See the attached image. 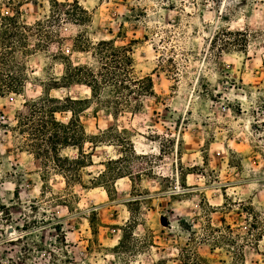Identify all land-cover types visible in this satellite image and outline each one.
Returning <instances> with one entry per match:
<instances>
[{
  "label": "rangeland",
  "instance_id": "374dc122",
  "mask_svg": "<svg viewBox=\"0 0 264 264\" xmlns=\"http://www.w3.org/2000/svg\"><path fill=\"white\" fill-rule=\"evenodd\" d=\"M80 2L89 37L133 46L154 95L116 112L64 87L72 66L97 67L74 48L84 28L11 37L2 16L31 27L49 2L0 0V264H264V0ZM48 96L89 100L66 103L90 140L64 151L84 162L70 171L23 127Z\"/></svg>",
  "mask_w": 264,
  "mask_h": 264
},
{
  "label": "trees",
  "instance_id": "16d2710c",
  "mask_svg": "<svg viewBox=\"0 0 264 264\" xmlns=\"http://www.w3.org/2000/svg\"><path fill=\"white\" fill-rule=\"evenodd\" d=\"M48 2L49 14L44 20L37 21L31 27L23 24L16 15L2 16L4 21H9L5 26L7 35L11 37L19 35L25 41L35 35L38 44L43 46L46 38L53 35L51 30H47L49 27H60L62 24L83 27L84 29L74 40V48L80 52L91 53L97 61V67L88 64L72 66L69 73L62 78L63 86L66 88L73 85L88 86L91 98L110 102L115 105L116 112L125 110L140 112L144 104L143 98L154 95V89L151 77L141 76L137 70L133 58V46L118 45L113 39L92 40L87 28L93 22V12L80 0H48ZM9 54L1 52L0 58L6 59ZM56 84L58 83L55 82ZM23 86L18 88L9 85L1 89L3 92L17 93L21 92ZM103 92H113V95L103 97ZM40 100L44 104L32 110L23 126L33 141L30 144L31 149L34 148L37 155H45L48 160H53L59 171H70V166L83 164V161L71 160L64 154L69 148H77L83 155L84 145L90 141L80 120L79 108H70L66 103L70 102L77 106L89 100L69 97L63 101L49 96ZM60 110L72 112L68 124H64L56 117V113ZM91 142L93 143L92 140Z\"/></svg>",
  "mask_w": 264,
  "mask_h": 264
},
{
  "label": "water",
  "instance_id": "95a60500",
  "mask_svg": "<svg viewBox=\"0 0 264 264\" xmlns=\"http://www.w3.org/2000/svg\"><path fill=\"white\" fill-rule=\"evenodd\" d=\"M162 223L165 224V225H167L168 220H167L166 218H163V219H162Z\"/></svg>",
  "mask_w": 264,
  "mask_h": 264
},
{
  "label": "bare ground",
  "instance_id": "6f19581e",
  "mask_svg": "<svg viewBox=\"0 0 264 264\" xmlns=\"http://www.w3.org/2000/svg\"><path fill=\"white\" fill-rule=\"evenodd\" d=\"M84 87L87 88V89H89L88 86H85V85H84Z\"/></svg>",
  "mask_w": 264,
  "mask_h": 264
},
{
  "label": "crops",
  "instance_id": "0c3cea01",
  "mask_svg": "<svg viewBox=\"0 0 264 264\" xmlns=\"http://www.w3.org/2000/svg\"><path fill=\"white\" fill-rule=\"evenodd\" d=\"M84 86V85H83Z\"/></svg>",
  "mask_w": 264,
  "mask_h": 264
}]
</instances>
